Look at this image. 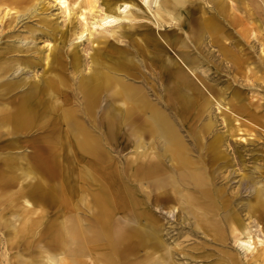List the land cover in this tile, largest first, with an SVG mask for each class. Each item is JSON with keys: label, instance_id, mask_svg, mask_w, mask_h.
Returning a JSON list of instances; mask_svg holds the SVG:
<instances>
[{"label": "rangeland", "instance_id": "obj_1", "mask_svg": "<svg viewBox=\"0 0 264 264\" xmlns=\"http://www.w3.org/2000/svg\"><path fill=\"white\" fill-rule=\"evenodd\" d=\"M83 1L66 0L63 4L62 0H35L25 11H11L2 22L1 18L9 1L0 0V64L8 63L10 68L6 74L0 75V83L24 78L44 87V79L51 70L53 74L65 78L68 85L67 96L77 116L92 133L102 137L105 146L104 165L112 168L121 180L135 188L139 196L145 199V208L158 217L160 239L166 247L171 248L169 264H230L226 260H229L227 254L236 257V264H258L252 257L261 248L264 249V201L255 213L247 209L246 203L254 201V185L262 188L264 200L263 0H245L242 4L244 8L240 7L242 12H238L240 23L237 25H229L227 18L216 15L213 0H188L187 15L179 25H172V20L166 13L165 22H160L154 16L160 9L159 0H147L148 5L143 0H109L132 3L134 7L129 9L133 14L132 19H122L124 13L120 12L121 18L108 26L99 25L105 12V0H96L95 8L91 11L79 8ZM167 1L172 4L171 0ZM22 4L25 5L26 2L22 1ZM168 10L172 12L171 6L167 7ZM208 18L216 19L220 26L218 32L201 31L200 23ZM47 24L52 28H47ZM101 31L106 38L100 42L94 41ZM200 31L201 37L198 38ZM222 35H226L227 39H222ZM214 36L218 38L217 41L213 39ZM257 38L262 45H252L251 41H257ZM171 39H175V42L169 43L168 40ZM154 43L160 44L166 55L182 67L201 91V98L192 105L186 117L182 118L176 107L166 101L164 92L167 79L142 55L143 50L150 52ZM179 46H183L181 51ZM224 46L233 52L232 56L223 52ZM183 55L191 60L185 63ZM75 56L80 62L78 71L73 64ZM22 60H29L31 64L24 67L20 64ZM116 60H122L126 65L116 66ZM108 67L125 69L138 76L133 83L144 86L150 99L175 121L192 158H200L207 162L208 167H214L215 183L223 187L237 216L247 226L253 249L248 250L236 241L224 224L223 241L204 228H196L193 217L183 210L185 205L182 200H178L175 205L168 202L171 198L167 193L169 187L157 192L150 191L148 194L141 191L151 179L132 178L136 150L127 125L122 127L112 144L104 140L107 129L103 123L107 106L106 94H100V102L93 114L82 109L79 104L83 98L78 88L79 80ZM0 94V109L5 105L10 108L19 90ZM41 96L46 103H50L47 89L41 92ZM51 103L58 104V101ZM61 103L62 100H59V104ZM59 104L57 114L53 115L50 122L42 128L34 129L38 133L36 139L31 136L34 130L14 135L16 132H13L11 126L0 124V163L6 156L17 159L23 173L30 174L29 177L22 174L23 188H29L38 182L29 172L32 146L35 144L39 147L42 157L50 156L51 148L44 145L47 137L53 130L56 132L54 134L64 131L58 119L63 107ZM203 105L206 107L200 110ZM1 113L2 111L0 115ZM54 126L57 128L54 129ZM143 140L140 150L148 149L151 138L144 135ZM153 142L155 149L160 151L161 140L154 138ZM165 162L170 163L166 159ZM55 170H60L58 162ZM47 182L50 180L47 179ZM252 183L253 187L249 188L248 185ZM16 189L17 187L12 191ZM41 203L47 211L43 227H47L52 221L64 223L75 215V210L59 203ZM76 204L79 208L77 214L83 219H89L92 207L86 196L78 198ZM116 218L122 223L130 221V216L121 210L117 212ZM144 221L142 218L135 223L142 224ZM239 237L248 239L245 234ZM9 238V232L3 230L0 234L2 264H17V257L29 261L39 260L37 247L25 249V241L11 245L7 242ZM33 240L39 248L44 247L52 253L58 250L49 248L48 238H39L38 233ZM146 251V248L142 249L138 257L145 258ZM158 255L160 252L154 256Z\"/></svg>", "mask_w": 264, "mask_h": 264}, {"label": "bare ground", "instance_id": "obj_2", "mask_svg": "<svg viewBox=\"0 0 264 264\" xmlns=\"http://www.w3.org/2000/svg\"><path fill=\"white\" fill-rule=\"evenodd\" d=\"M8 1L1 18L2 22L11 11L14 13L25 11L35 0ZM22 1L26 4L23 5ZM146 1L143 0L145 3ZM171 2L172 4L167 0H159L160 9L154 13V16L159 18L160 22H165L166 13L172 20L170 21L172 25H179L184 22L187 15L188 0H171ZM244 2L245 0H213V8L217 16L227 18L229 25H237L240 23L238 12H242ZM62 3L65 4L66 0H62ZM104 3L105 12L99 25L108 26L118 20L119 17L121 18L120 12L124 13L122 19H132L133 14L129 11L134 7L132 3L109 0H105ZM95 4L96 0H84L79 8L91 11L95 8ZM168 6H171L172 12L167 11ZM200 24L201 31L210 30L216 33L220 29L216 19L213 18H208ZM47 28L52 26L47 24ZM201 31L198 38L201 37ZM103 34L104 32L101 31L100 36H96L94 41L100 42L101 39L106 38ZM221 38L227 39L226 35H222ZM213 39L217 41L218 38L214 36ZM168 41L173 43L175 39ZM251 43L258 46L260 40L257 38V41ZM183 46L178 47L179 51ZM223 52L227 56L233 54L226 46ZM142 55L167 79L164 92L166 101L176 107L177 113L182 118L186 117L192 105L201 98L200 89L182 67L166 55L160 44L154 43L152 50L150 52L143 50ZM183 58L185 63L191 60L185 55ZM20 64L28 67L31 62L22 60ZM73 64L78 71L80 62L77 56L73 58ZM114 64L126 65L122 60H116ZM9 69L8 63H1L0 75L6 74ZM136 79L138 76L118 67L96 70L90 76L79 80L78 88L83 95L79 104L82 109L93 114L100 102V94L102 92L106 94L107 106L103 123L107 129L104 140L112 144L122 127L127 125L128 132L135 141L136 150L132 178L151 179L141 191L148 194L150 191L157 192L169 187L167 193L171 198L168 202L175 205L178 200H182L185 205L183 210L193 217L196 228H204L212 232L218 240L223 241L222 224H224L230 229V234L236 241L248 250L253 249L247 226L237 216L223 187L215 183L214 167L211 165L208 167L207 162L200 158H192L175 121L150 99L144 86L133 83ZM44 83L45 86L42 87L39 83L24 78L0 83L2 93L10 94L19 90L13 106L9 108L5 105L0 109L2 111L0 124L11 126L13 132H16L14 135H22L23 132L46 126L53 115L57 114L59 100H62L59 106H63L58 119L64 131L54 134L56 132L53 130L44 144L51 148L50 156L42 157L39 154V147L35 144L32 146V163L29 172L36 178L37 183L29 188L22 187L24 181L21 179L22 174L28 177L30 174L23 173L14 157L6 156L0 163V234L3 230L9 232L11 238L7 242L11 245L25 241L23 242L25 249L31 246L38 248L39 260L29 261L17 257L16 263L169 264L171 248L166 247L160 239L158 217L150 209L145 208V199L139 196L135 188L121 180L112 168L104 165L105 146L102 137L92 133L77 116L67 96L68 85L65 78L53 74L51 70ZM46 89L51 98L50 103H46L41 96V92ZM56 101L58 104L51 103ZM205 107L206 105H203L200 110ZM56 128L57 126H54V129ZM37 135V130L31 134L33 139H36ZM144 135L150 137L151 141L148 149L140 150L144 144ZM154 138L162 142L160 151L155 149ZM165 159L170 163H166ZM57 162L60 164L58 172L55 170ZM47 179L50 182H47ZM54 179L56 182H53ZM248 186L253 187V183ZM16 187L17 189L12 191ZM253 188L254 201L246 203L251 213L257 212L264 201L262 188L255 185ZM82 195L86 196L92 207L89 219H83L77 214L79 208L76 201ZM41 202L59 203L65 208L75 210V215L64 223L52 221L47 227H43L47 211L43 209L41 205L44 204ZM119 210L129 215L130 221L120 222L116 218ZM142 218L145 220L144 223H135ZM36 233L39 238H48V247L58 249L57 252L52 253L44 247L36 246L33 240ZM243 234L247 235L248 239L239 237ZM104 248L107 250L103 251ZM144 248L147 249L145 258L138 257V253ZM158 252L160 255L154 256ZM263 254L264 249L261 248L252 259L258 264H264ZM226 256L229 257V260H226L230 264L237 263L235 256L228 254ZM0 264H2L1 258Z\"/></svg>", "mask_w": 264, "mask_h": 264}]
</instances>
